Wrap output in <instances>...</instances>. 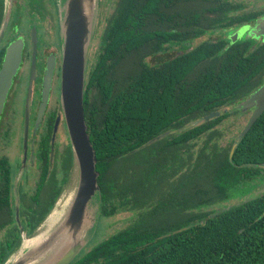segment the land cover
Instances as JSON below:
<instances>
[{
    "label": "trees",
    "instance_id": "1",
    "mask_svg": "<svg viewBox=\"0 0 264 264\" xmlns=\"http://www.w3.org/2000/svg\"><path fill=\"white\" fill-rule=\"evenodd\" d=\"M242 8L230 0H118L100 33L84 116L96 157L100 217H110L122 206L139 215L133 226L80 252L70 264H264V192L221 211L199 212L195 209L202 208L203 200L186 193L181 201L144 212L141 208L156 198L162 183L149 181L155 178L156 162H150L148 170L140 164L141 157L135 158L154 143L159 154L177 148L189 163L177 179H190L196 172L190 165L194 147L205 137L196 163L207 155L209 162L199 170L212 173L211 190L216 193L225 179L229 183L241 174L250 183L264 168V112L231 156L240 132L224 145L215 141L221 134L217 125L243 114L242 102L264 84V41L248 31L234 41L217 37L192 46L208 32H235L264 18V10ZM161 54L169 56L162 60ZM147 58L160 60L150 65ZM218 111L219 116L204 120ZM193 122L199 123L183 129ZM190 180L193 184L188 180L185 187L195 191L193 197L213 192L203 190L201 175ZM57 196L20 220L28 237L43 223ZM189 208L187 217L179 216ZM12 223L10 217L0 218V228ZM21 244L20 231L10 228L1 242L0 264Z\"/></svg>",
    "mask_w": 264,
    "mask_h": 264
},
{
    "label": "flooded vegetation",
    "instance_id": "2",
    "mask_svg": "<svg viewBox=\"0 0 264 264\" xmlns=\"http://www.w3.org/2000/svg\"><path fill=\"white\" fill-rule=\"evenodd\" d=\"M230 2L243 4L241 10L245 7L241 0ZM66 10V3L53 0H0V69L8 49L21 44L20 62L0 113V218L13 219L11 225L0 228V235L7 234L10 228L20 231L16 207L19 220L26 219L46 206L56 193L57 198L62 197V190L73 173V151L61 92ZM246 25L253 27L254 22ZM99 29L98 23L96 26L93 23L83 109L84 100H91L87 82L99 50ZM227 32H230L229 38L234 33ZM257 39L264 41V36ZM49 71V86L45 88ZM57 172L61 175L59 178ZM35 174V189L29 194L23 186L30 183L29 178Z\"/></svg>",
    "mask_w": 264,
    "mask_h": 264
},
{
    "label": "water",
    "instance_id": "3",
    "mask_svg": "<svg viewBox=\"0 0 264 264\" xmlns=\"http://www.w3.org/2000/svg\"><path fill=\"white\" fill-rule=\"evenodd\" d=\"M84 0H66V20H65V43L64 53L62 59V107L64 112V118L67 128V133L71 148L73 151L75 184L70 185L68 181L66 187L62 190V196L70 198V203L67 206L66 217L64 223L59 227V230L55 233V238L51 241L46 239V243H50L45 250H51V246L57 243L60 244V240L63 238L62 247H59L57 252L51 257V260L47 264H70L83 250V244L78 240V236L81 231L86 228L85 224L88 222V229L93 228L95 225V213L89 214V208L93 206L92 198L96 195L99 200V186L97 183L98 173L96 172V157L93 147L90 143L89 136L87 134V126L85 123L84 109H83V91L84 81L87 65L88 51L92 37L93 26V7L95 10L96 1L93 0V5L90 13H85L83 8ZM252 28V29H251ZM243 32L249 31L248 35L264 36V18L257 20L253 27L251 25L243 26ZM238 36L240 30H236L234 35ZM21 44H14L11 46L5 56L4 63L0 69V113L3 108L6 93L11 84V78L14 75L19 62ZM50 71L46 78L45 88L49 86ZM44 98L46 97V90L44 92ZM240 107L243 110L253 107L251 116L244 129L239 133L235 140L230 156L232 155L234 148L238 141L245 135L247 131L252 127L258 117L264 112V84L258 88L249 98H247ZM220 112H212L208 114L204 120L208 121L217 116ZM199 122H193L188 124L183 129H189L196 126ZM264 192V191H263ZM59 198V197H58ZM63 198V197H60ZM60 200V199H59ZM57 201V200H56ZM56 201L51 209L56 206ZM94 209V207H92ZM50 211V212H51ZM50 214V213H49ZM48 214V215H49ZM47 215V216H48ZM46 216V217H47ZM45 220L35 232L29 237L33 238L23 246L22 235L24 234L21 228L19 220L18 207H16V223L21 228L22 244L19 250H24L26 247H30L34 239L41 236L43 232H47L48 227L45 225ZM45 222V223H44ZM66 234L69 235L66 238ZM65 235V237H64ZM49 237V235H48ZM53 243V244H52ZM41 252H44L41 251ZM15 253V252H14ZM9 256L7 263L9 264H25V260L16 259L13 255ZM45 254V253H44Z\"/></svg>",
    "mask_w": 264,
    "mask_h": 264
},
{
    "label": "rangeland",
    "instance_id": "4",
    "mask_svg": "<svg viewBox=\"0 0 264 264\" xmlns=\"http://www.w3.org/2000/svg\"><path fill=\"white\" fill-rule=\"evenodd\" d=\"M95 1H96L95 10H94V7L92 10V12H94V16L92 19H93L94 26H96V24L98 23L99 28H100L99 29V34H100L102 30L104 29L107 23V20L113 14L118 0H95ZM241 1L245 3V7L242 11H245L248 9H257V8L260 9L264 7V0H241ZM53 2L54 3H57V2L65 3L66 0H53ZM244 33L245 32H243L242 29H240L239 35L237 36L236 33L235 35L233 33L230 39L234 41L236 38L242 36ZM229 36H230V32H226L223 30L219 32H208L207 34L195 39L192 46L198 45L203 40L215 39L217 37L227 38ZM167 54H170V53H167ZM159 56H160L159 58L163 60L169 55L161 54ZM159 58H147L146 60L150 65H153V64H156L160 60ZM227 110L232 111L230 108H228ZM252 111H253V107L246 109L245 112L241 114L240 116L231 115L227 119L223 120L216 127L221 132V134L219 135L218 138H215V141L219 145H224L225 140L228 137H232L238 134L239 132H241L244 129L243 127H245L246 124L248 123V120L252 114ZM204 142H205V137H202L200 140H198V142L196 143L194 147L195 148L194 149V152H195L194 159L190 161L191 162L190 165H193V164L195 165V166L193 165L192 168L196 172H194V174L191 173L192 175L190 179L194 177L197 178L198 176L201 175V183H202V186L205 187V189L203 190L213 191V192L207 193V195L196 197V198L193 197V195H191L192 197L189 196V198L190 197L191 199L194 198V200L196 199L197 201L199 200V198H201V200H203L204 202L203 205L200 206L202 208L201 209L196 208L195 211L197 212H199L200 210L209 211V210H212V208L217 211L218 210L221 211L223 209L240 204L246 198H249V199L255 198L256 196L260 195L264 191V168L261 169L260 173L252 176L253 178L250 183L244 181V178L242 177V175L239 174L236 176L235 180L232 182L227 183V179H225L222 182L223 189L222 191H219L220 193H216L214 190H211V188L214 187L211 181L212 173H209V170L208 172L205 170H201V171L199 170L200 168L201 169L204 168L205 162L207 161L206 159L207 155L206 157L205 155H203L201 159L198 161V163H196L198 160L197 158L200 152V148ZM156 146H157L156 143H154L153 145L151 144L150 146L146 145L147 148L144 146L145 149L140 151L141 154L138 157L136 155L135 158L137 159L141 157L145 159V161L148 158L153 163L156 162L158 164V167L156 168L157 169L156 172L153 173V176H155V178L151 177L149 181L162 183L163 188L162 186H160L155 192L157 195L153 197L164 199L167 197L166 195L163 194L164 190L168 187L167 184L173 182L174 178L177 179L179 177H182L181 172L182 171L184 172L185 168L189 169L187 168L189 166V163H188L187 155L179 153V149L176 148L171 152V150H168L169 149L168 148L164 151L163 154H159L158 151L154 148ZM209 151H210L209 149H206L205 153L208 154ZM208 162L209 161H207V163ZM129 163H132V162L129 161ZM149 164H150V161L149 163L147 161L146 163H143L144 165L143 169L146 168L150 170ZM195 167L197 168L195 169ZM74 168L75 167H73V172L75 173ZM60 176L61 175L59 174V172H57V177L59 178ZM36 178H37V174H35L33 178L30 177L29 178L30 183H26L23 186V189L29 192V194H31V192H33L35 189L34 182ZM190 179L189 181L191 182V184H193L194 180H190ZM69 180H70L69 184L71 186L75 184V175H73V173H71V177ZM215 189H217L216 185H215ZM193 192L195 193V191ZM96 195L92 198V201L90 202V203H93V206H91L88 209L89 214H91L92 212L95 213V218H96L95 225L93 226V228L90 227L88 229V222H86L85 224L86 228H84L81 231V234L78 236V240L82 242L83 244V250H82L83 252H88L91 248L103 242L104 240L109 239L111 236L116 235L118 232L124 230L125 228H129L133 226V224L136 221V217L139 215L138 212L135 210L125 211V207L127 206H122L120 207L121 209L120 212H117L116 214L110 217L101 218L100 217V202L98 198H96ZM211 196L213 197L211 198ZM62 197L63 198H60V197L56 198L57 200V201L55 200L56 206L53 208L50 214L46 217V221H45L46 223L44 222L45 223L44 226L48 227L47 232H43L41 236L34 239L30 247L27 246L26 249L24 250L18 249L17 251H15L13 256L16 259L19 258L21 260H24L27 258V260L24 261L25 264H47L51 260V257L55 254V252H57L59 248L57 247V243L55 244L52 243L53 246L50 247L51 250L47 251L45 249L48 248V245L55 238L56 236L55 233L59 230V227L64 223V220L66 217L67 206L69 205L71 200L70 198H67L66 196L65 197L62 196ZM188 201L191 202V200L189 199ZM92 207H94V209H92ZM164 218L167 219L169 218V216L166 215ZM158 231L159 229H150L149 232L156 233ZM162 231H166V230L163 229ZM50 237H51L50 243H46V239L50 240ZM22 239L24 242L23 246H25L26 245L25 243L26 242L28 243L33 238H29L24 233L22 235ZM4 240H5V235L1 234L0 243ZM150 240L151 242H155L157 239L155 235H151ZM43 250L44 252H41ZM6 261L3 264H9Z\"/></svg>",
    "mask_w": 264,
    "mask_h": 264
},
{
    "label": "crops",
    "instance_id": "5",
    "mask_svg": "<svg viewBox=\"0 0 264 264\" xmlns=\"http://www.w3.org/2000/svg\"><path fill=\"white\" fill-rule=\"evenodd\" d=\"M139 159H140V164H142V165H143V163H146V161L148 163H149V161L152 162L148 158H147L146 161L143 158H139ZM127 170H128V168H127ZM173 180H174L173 182L167 184L168 187L163 192V194L167 196L166 198H164V199H162V198H154L153 201L149 200L148 202L145 203V206L143 208H141V210L144 211V212L145 211L149 212V211H152V209L154 207H156V206H159L161 204L171 203L174 200L175 201H181L183 198L187 197L188 195L191 196V195L194 194V192L189 189V186H187V188L185 187L186 184L188 183V180H189L188 178H186V179L183 178V180L182 179L179 180V179L174 178ZM162 188H163V186H162ZM187 191H188L189 194H187V196H186L185 194L187 193ZM152 194L153 193H151L150 195H152ZM127 210L130 211L128 208H126L125 211H127ZM162 210H163V208H162ZM183 211H185V213H183L182 215H179V216H186L187 217V215L190 213V208L189 209H185ZM168 224L169 223L165 224V226H167Z\"/></svg>",
    "mask_w": 264,
    "mask_h": 264
},
{
    "label": "bare ground",
    "instance_id": "6",
    "mask_svg": "<svg viewBox=\"0 0 264 264\" xmlns=\"http://www.w3.org/2000/svg\"><path fill=\"white\" fill-rule=\"evenodd\" d=\"M92 5H93V0H84L83 1V8H84V12L87 14V13H90V11H91V8H92ZM98 17V16H97ZM69 235H67L66 234V238L68 237ZM64 237H65V235H64ZM65 239H61L60 240V244L59 245H57V247H62V245L64 244L63 243V241H64Z\"/></svg>",
    "mask_w": 264,
    "mask_h": 264
}]
</instances>
